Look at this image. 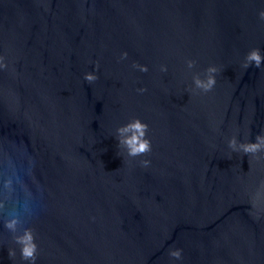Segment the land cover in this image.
<instances>
[{
	"label": "water",
	"instance_id": "95a60500",
	"mask_svg": "<svg viewBox=\"0 0 264 264\" xmlns=\"http://www.w3.org/2000/svg\"><path fill=\"white\" fill-rule=\"evenodd\" d=\"M262 10L0 0V264H31L28 229L35 264H264Z\"/></svg>",
	"mask_w": 264,
	"mask_h": 264
},
{
	"label": "clouds",
	"instance_id": "9594fccd",
	"mask_svg": "<svg viewBox=\"0 0 264 264\" xmlns=\"http://www.w3.org/2000/svg\"><path fill=\"white\" fill-rule=\"evenodd\" d=\"M259 16L262 20H264V10L260 11ZM127 55V53H125ZM2 59V57H0ZM249 61H255L256 67H260L261 64V55L259 49H254L252 54L248 57ZM98 77L89 73L86 74L85 79L89 82H93ZM216 80L214 77H210L208 82L204 84L203 82L197 80V84L203 86L206 90L214 87ZM121 132L131 131L132 135L124 138L121 143L126 144L128 146L129 152L128 155L132 157L142 156L145 153L151 151V142L147 138L148 124L141 121L139 118L135 119L134 122L123 126L119 129ZM264 139V136H258L257 140ZM235 143V140L232 141V144ZM244 151L247 152H255L260 147L259 143H247L242 146ZM150 161L143 160L141 164L143 166H148ZM17 222V218H14L5 223V227L9 229H14ZM17 242L21 243L23 246L21 248V257L24 260L31 261V264H35L37 259V244L34 242V237L31 229L25 231V235L23 237H18ZM172 257L177 259L181 258L182 250L175 249L170 251L169 253Z\"/></svg>",
	"mask_w": 264,
	"mask_h": 264
}]
</instances>
